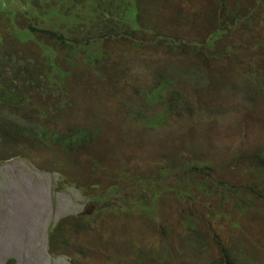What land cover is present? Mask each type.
Returning <instances> with one entry per match:
<instances>
[{
    "label": "rangeland",
    "instance_id": "374dc122",
    "mask_svg": "<svg viewBox=\"0 0 264 264\" xmlns=\"http://www.w3.org/2000/svg\"><path fill=\"white\" fill-rule=\"evenodd\" d=\"M121 1L56 62L0 0V264H264V0H140L126 38Z\"/></svg>",
    "mask_w": 264,
    "mask_h": 264
},
{
    "label": "trees",
    "instance_id": "16d2710c",
    "mask_svg": "<svg viewBox=\"0 0 264 264\" xmlns=\"http://www.w3.org/2000/svg\"><path fill=\"white\" fill-rule=\"evenodd\" d=\"M55 2V7H53V13L54 15H49L51 18L47 19L46 15V8L44 6V3L47 2V0H30V2L25 0H15V2H18L19 6L18 9L15 11L20 12L24 14L25 8H27L30 11V20L35 21L37 18H39L44 26L42 27H35L34 25L30 24L26 32L30 34L29 36H33L37 39V41L42 44L41 36L49 39L50 41H54V43L49 44H42L46 45V47L50 48L56 53V62L59 60V53L58 49H65L67 52V48H70L71 46L78 45L79 43L86 44V45H92L96 48V46L102 42L104 39H108L109 37H115L116 35L120 36V33L117 32L116 28H113L114 26L113 22H111L109 19H106L102 22L99 18V12L105 8V7H117L118 5H121V0H50V2ZM139 5L138 10V18L140 22V10L141 6H143L142 2L140 0H135ZM226 1H222V3L219 4L220 8H222L225 13L228 15H233L235 6L231 8V6ZM257 1V0H256ZM27 5V7H26ZM78 7L81 8V20H84L85 18L89 17V21L84 25L81 24V20L77 18L79 16V10ZM144 7V6H143ZM24 8V9H23ZM21 9L22 12H21ZM56 10V11H55ZM240 10H243L242 8L235 10V12H240ZM247 13L248 18H252L254 16L253 9L249 8ZM63 16L65 20L67 21V27L70 28L69 31L64 30L65 27H63V19L59 17V15ZM15 13L13 20L15 19ZM22 15V14H21ZM76 15V16H75ZM47 16V17H46ZM18 17V16H17ZM222 22L226 20L225 17H221ZM237 20L233 19L232 22L235 23ZM144 25V22H140V26L138 29H131L129 28V31H126L125 34L122 36H125L129 34L132 35L135 32H142V27ZM54 29V30H53ZM84 30L86 34L80 35V31ZM37 31V33H41L40 36H34V32ZM64 32L70 33L68 35H65ZM147 33V31H146ZM226 34V29L222 28H216L214 32L211 34V36L208 38V43H206V49L213 50L216 43L221 39L222 35ZM157 35V34H156ZM158 37H160L164 42H166L170 47L173 45L179 46L177 44H172V39L169 35L166 34H159ZM120 39V38H119ZM121 40V39H120ZM34 42V41H33ZM99 50H102V53L104 50L100 48ZM49 58V56H48ZM59 62V61H58ZM62 66V65H61ZM168 84H171L170 80H165L164 85L157 88V91H154L151 93L153 97V100H159L161 97L160 90L167 87ZM145 92L142 93L144 95ZM134 113V116L139 117L138 113ZM163 115H161L159 118H162ZM80 132V131H79ZM84 133L88 134V131H84ZM261 158L264 161V151L261 153ZM104 198V197H99ZM61 224V222H58ZM52 236V235H51ZM10 262V261H9Z\"/></svg>",
    "mask_w": 264,
    "mask_h": 264
},
{
    "label": "clouds",
    "instance_id": "9594fccd",
    "mask_svg": "<svg viewBox=\"0 0 264 264\" xmlns=\"http://www.w3.org/2000/svg\"><path fill=\"white\" fill-rule=\"evenodd\" d=\"M81 132H84V131H81ZM53 235V234H50V236Z\"/></svg>",
    "mask_w": 264,
    "mask_h": 264
}]
</instances>
